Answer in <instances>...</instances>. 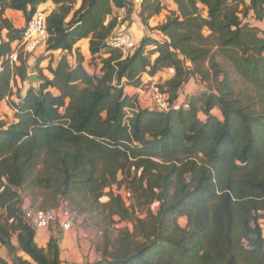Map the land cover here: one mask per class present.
I'll use <instances>...</instances> for the list:
<instances>
[{
	"label": "trees",
	"instance_id": "trees-1",
	"mask_svg": "<svg viewBox=\"0 0 264 264\" xmlns=\"http://www.w3.org/2000/svg\"><path fill=\"white\" fill-rule=\"evenodd\" d=\"M134 1L0 0V247L9 258L0 264H64L57 222L40 248L23 218L25 203L38 199L131 224L84 264H264V29L250 23L264 21V0H171L175 9L154 28L161 40L142 37L123 57L109 41L123 22L117 11L128 16ZM48 2L56 9L46 17L45 52L61 55L47 67L50 79L39 70L35 89L26 59L18 54L11 63L10 56ZM160 2L140 0L144 25L159 15ZM8 10L23 15L22 28ZM86 39L97 73L75 47ZM215 54L251 89L235 91L211 62ZM167 69L174 75L159 90L169 110L138 107L125 123L124 109L137 106V97L123 88ZM196 76L215 86L178 102ZM17 81L29 85L21 92ZM5 101L11 120L1 113ZM122 191L145 208L143 217H131Z\"/></svg>",
	"mask_w": 264,
	"mask_h": 264
},
{
	"label": "rangeland",
	"instance_id": "rangeland-1",
	"mask_svg": "<svg viewBox=\"0 0 264 264\" xmlns=\"http://www.w3.org/2000/svg\"><path fill=\"white\" fill-rule=\"evenodd\" d=\"M140 0L134 1V7H132L130 14L127 16L126 13L122 10L117 11V14L120 17V22L123 20L120 26L117 27V31H122L127 34H129L133 41L135 43L139 42V38L141 37H152V39L156 41H160L159 35L156 33L154 28H156L158 25L164 22L165 18L175 9V6L171 0H161V7L162 10L157 16H153L149 20H147L146 25L142 23V21L139 18L140 13ZM78 2L75 5V9L78 8ZM139 5V6H138ZM56 9V6H54L51 2H48L42 7H38V12H45L48 15ZM6 15V14H5ZM11 21L14 23V26L19 28H22L25 24V19L23 15L20 14H13L11 16ZM251 24L255 25L256 23L254 21H250ZM79 51H83L81 47L78 49ZM153 47L149 46L147 47L146 51H152ZM19 54L23 56V58L26 59L27 65H28V71L27 76L35 75L38 77L39 70H42V75L47 77L48 79L51 78L50 73L47 71V67L50 65H55V62L60 57V52H54V53H46L45 47H40L34 54L31 55H23L20 51ZM80 55H82L79 52ZM156 55H151V60L155 58ZM76 60V54L73 53L71 55L70 61ZM215 65H217L218 68H220L222 71L228 74V77L231 81V86L235 91L239 90H250L251 88L246 85L233 71V68L231 65L221 56L215 54L212 58V61ZM204 68L207 70L209 69V64H205ZM163 73V72H162ZM147 74H143L141 78L143 77V84L141 86V94H136L134 90H126L128 94L131 96L136 95L138 97V103L141 107H148L153 106L152 100H151V84L154 82L158 86L164 85V83L170 78L167 77L164 73L163 75L157 76L153 81L148 82L146 76ZM145 76V77H144ZM222 77H220L221 79ZM33 87L36 89L38 83L32 82ZM141 84V82H140ZM17 89H20L21 92L28 87L29 82L26 81L25 83L21 84L19 81L16 82ZM190 85V87H189ZM215 86V83L211 80H202L200 77H192L188 80L187 83L184 84L181 91L179 92V99L178 102L183 101L185 98L189 97V94L195 93L203 88H211ZM140 87V85H139ZM16 89L14 88V91ZM193 95V94H192ZM13 101H16V98H12ZM7 106V102L5 101L4 104L1 105L2 107V115L4 118L11 120L13 113L10 111L11 109ZM213 115L220 117V114L218 111L214 110ZM120 177V176H119ZM123 196V191L120 192ZM125 198V196H124ZM107 201L106 197H103L100 202L104 203ZM125 206L128 207V212L130 213L132 218H141L143 217V213L145 211V208H142L136 204L131 198L126 199L125 198ZM28 203H25V208H35V209H44V208H54L52 206L41 205V199H38L35 204L30 206ZM133 204L132 208L130 207ZM63 206H66L71 212L72 208L70 205L64 203ZM57 209V208H54ZM76 218V224L74 229L72 230V240L71 242L67 243V247L64 248L63 252L68 253V256H65V258L68 260V264H84L88 262H93L94 260L100 258L101 252L104 249L105 246L110 249L112 243L115 241L118 232L122 229H131L132 226L128 221H119L117 217L113 218L115 221V224H110L108 220L106 219L107 214L101 212L95 218H88V216L85 214L82 215H76L75 212H72ZM178 224L181 227H184L186 224V220L184 218H180L178 220ZM260 226L262 229V236L264 238V219L260 221ZM54 228H56L55 225H53ZM53 228V229H54ZM57 229V228H56ZM45 231H48L46 229ZM50 232V231H48ZM0 256L6 257V254L3 250L0 249Z\"/></svg>",
	"mask_w": 264,
	"mask_h": 264
},
{
	"label": "built area",
	"instance_id": "built-area-1",
	"mask_svg": "<svg viewBox=\"0 0 264 264\" xmlns=\"http://www.w3.org/2000/svg\"><path fill=\"white\" fill-rule=\"evenodd\" d=\"M46 17L47 14L45 12L37 11L26 22L22 39L10 56L11 63H16L19 51L25 56L34 54L40 47H45L47 40ZM119 21L120 17H118V22ZM116 29L109 41V46L120 51L121 55L126 57L133 52L136 47V43L129 34L117 31ZM164 74L167 77H172L174 75V71L173 69H167ZM150 93L153 103L150 110L155 109L159 112H167L170 108V103L167 97L161 93L157 84H151ZM138 107L140 106L137 100V106L124 109L125 123H128V121L133 118ZM123 196H125L126 199L130 198V194L128 192H123ZM23 218L35 231L49 229L51 225L57 222L59 230L62 233L71 232L77 221L76 216L63 205L57 209H35L27 207L23 209Z\"/></svg>",
	"mask_w": 264,
	"mask_h": 264
},
{
	"label": "crops",
	"instance_id": "crops-1",
	"mask_svg": "<svg viewBox=\"0 0 264 264\" xmlns=\"http://www.w3.org/2000/svg\"><path fill=\"white\" fill-rule=\"evenodd\" d=\"M5 14H6V16L8 17V18H10V19H12L11 18V16H13V14H20V15H22L20 12H14V11H6L5 12ZM47 14V13H46ZM119 16V15H118ZM13 20V19H12ZM256 25L259 27V28H261V29H264V21H262V22H260V23H256ZM17 27H18V25H17ZM141 39V37L139 38V40ZM76 48H78L79 49V47H81L82 49H83V51L81 50V51H79L78 50V52H80L82 55V57H83V59H84V62H83V66L90 72V73H94V71H96V73H97V71L99 70V66L98 67H96V68H94V67H90L89 66V58H90V55H89V51H88V40L86 39V40H81L80 42H78L77 44H76V46H75ZM69 58H71V57H69ZM71 63H73L74 64V60H72V62ZM164 73V72H163ZM163 73L161 72V73H158L156 76H154V77H149V76H146V78H147V81L148 82H151V81H153L157 76H160V75H163ZM144 76V77H145ZM143 77L142 78H140V82H141V84H140V87L138 86V87H127V86H125L124 88H123V91H124V94H126V95H128V96H131L130 94H128L127 93V91L126 90H134L135 92H136V94H141V91H140V89H141V86H142V84H143ZM152 83H154V82H152ZM189 87H190V85H189ZM192 94H194V93H192ZM192 94H189V96H191ZM136 96V95H135ZM137 99H138V97H137ZM5 107H7V106H5ZM147 107V106H146ZM140 108H144V107H141V105H140ZM148 109H151V106H148L147 107ZM1 113H2V107H1ZM49 231V230H48ZM48 231H45V230H39V231H35V243L37 244V246L38 247H40V248H45L46 247V245H47V242H48V240H49V236H50V232H48ZM71 240H72V231L71 232H68V233H62V238H61V241H60V244H59V248H60V259H61V261L64 263V264H68V260L65 258V256H67V257H69L68 256V253H67V251H66V253L65 252H63L64 250V248H66L68 245H67V243H69V242H71ZM0 249L1 250H3L4 252H5V254H6V257H2V256H0L1 258H3L4 260H6L7 262H9V258H8V256H7V253H6V251L3 249V248H1L0 247ZM18 255L19 256H21L24 260H29L28 259V257L27 256H25L24 254H22V253H18ZM71 264H73V263H71ZM79 264V263H78Z\"/></svg>",
	"mask_w": 264,
	"mask_h": 264
},
{
	"label": "water",
	"instance_id": "water-1",
	"mask_svg": "<svg viewBox=\"0 0 264 264\" xmlns=\"http://www.w3.org/2000/svg\"><path fill=\"white\" fill-rule=\"evenodd\" d=\"M28 81H29L30 83H32V82H37L38 79H37V77H36L35 75H31V76L28 77ZM119 176H120V175H118V177H119ZM186 178H187V180H190V179H191L190 176H187Z\"/></svg>",
	"mask_w": 264,
	"mask_h": 264
}]
</instances>
